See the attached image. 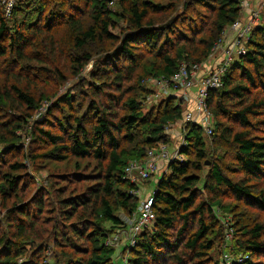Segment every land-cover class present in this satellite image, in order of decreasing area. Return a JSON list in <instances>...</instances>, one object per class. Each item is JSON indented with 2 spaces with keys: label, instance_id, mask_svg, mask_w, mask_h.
<instances>
[{
  "label": "trees",
  "instance_id": "16d2710c",
  "mask_svg": "<svg viewBox=\"0 0 264 264\" xmlns=\"http://www.w3.org/2000/svg\"><path fill=\"white\" fill-rule=\"evenodd\" d=\"M241 15L239 0H18L9 18L0 9V264H117L105 241L138 207L125 168L170 144L166 128L183 111L173 97L141 102L144 82L206 62ZM206 101L212 139L185 127L182 160L155 185L154 223L130 264H219V212L233 219L229 250L264 264V227L222 205L228 194L264 215V23ZM213 143L235 149L229 162L211 160Z\"/></svg>",
  "mask_w": 264,
  "mask_h": 264
},
{
  "label": "built area",
  "instance_id": "2783aa9c",
  "mask_svg": "<svg viewBox=\"0 0 264 264\" xmlns=\"http://www.w3.org/2000/svg\"><path fill=\"white\" fill-rule=\"evenodd\" d=\"M17 1L0 0V9L5 18L10 17ZM239 6L242 11L241 17L225 31L223 39L216 44L206 62L182 64L169 78H149L144 82L151 90L143 99L144 104L150 105L173 97L182 103L184 108L179 122L173 126L169 125L165 131L173 139V146L168 148V144L160 145L156 150L148 151L143 160L128 162L125 168V178L137 187L132 194L138 200V207L131 216H122L124 228L117 229L105 241V246L113 249V259L117 264H130L129 251L137 245L139 235L150 229L154 223L152 201L155 187L153 191L146 193L145 189L138 187V183L155 178L156 185L171 161L182 160L180 151L186 146L187 125L198 126L204 137L208 139L212 137L214 119L206 101L208 93L223 87V77L230 66L245 54V45L252 31L262 24L264 0H239ZM42 108L44 107H40L34 115V121L42 117L40 113ZM24 143L27 145V138L24 139ZM1 151L0 146V153ZM31 175L38 184L46 185L45 178L39 180L37 174ZM231 239L232 229L227 226L219 264H242L248 259V255L234 254L229 250Z\"/></svg>",
  "mask_w": 264,
  "mask_h": 264
},
{
  "label": "rangeland",
  "instance_id": "374dc122",
  "mask_svg": "<svg viewBox=\"0 0 264 264\" xmlns=\"http://www.w3.org/2000/svg\"><path fill=\"white\" fill-rule=\"evenodd\" d=\"M79 9H81V7H79ZM56 22H59V20H56ZM262 23H264V22L262 21ZM121 27H124V25H121ZM171 38L174 40V36H171ZM148 51H151L150 48H147L146 50H143L142 49L141 51H137L135 54H146ZM150 56L151 55L148 54V56H145L143 59H141V61L143 63H145L146 61H149ZM93 69H94V65H93V62L91 61L86 66V68L82 71V74L80 75V77L83 78V79H81V80H84V81H88L89 79L91 80L90 73L93 71ZM102 79H103V77L101 78V80ZM40 80H43V79H40ZM3 82H5V79L3 77H0V84L3 83ZM73 83H74L73 81H69L63 88H61L60 92L61 91H65L67 88H72L73 87ZM52 89H53V86L52 85H48V86H44L43 87V90L46 91V92H48V91H50ZM75 92H76V90L73 93L75 94ZM143 98L141 99V102H142ZM102 100H104V99L102 98ZM45 105L46 104H42V106L44 108H42L40 110V113H42L41 116H43L45 114V112H46ZM147 106H149V105H147ZM182 108H184V106ZM223 120L221 118H219V121L221 123H225L226 121L225 120L223 121ZM174 124H177V123H174ZM174 124H172V126ZM139 132H143V131L139 130ZM143 134H144V132H143ZM139 138L141 140L142 136L140 135ZM211 139H212V137L210 139L206 138L207 141H211ZM172 142H173V139L171 138V143L168 144V148H170V147L173 146ZM208 152H209L210 157L212 158L211 160L219 159V160H223L225 162H229L230 157L235 153V149H233V147L219 146L218 144L213 143V145L209 148ZM31 173L33 174L35 172L31 171ZM35 174H37V177L39 178V180H43L44 178H46V174L44 172L35 173ZM228 176L230 178L234 179V180H238V178H239L237 175H232L230 173L228 174ZM138 187L141 188V189H145V192L148 193V192L153 191V189L155 187V184L153 183V181L151 179H149L146 182H139L138 183ZM228 204H231V205H235L236 206L234 213L239 217V219H241L243 221V223L241 225H246V226H249V225L250 226L259 225V226L264 227V215L261 214L260 212L256 211L253 208H248L245 205V203H243V202H237L236 203L231 198V196H229L228 194H226V195L222 196V205L225 206V205H228ZM225 216H229V217L224 218V215H222V213L219 212V219L221 217V221L224 224V227L226 229V227L229 226V224H230L229 221L232 222L233 219L228 214H226ZM262 240L264 241V236H263ZM239 254H241V253H239Z\"/></svg>",
  "mask_w": 264,
  "mask_h": 264
},
{
  "label": "crops",
  "instance_id": "0c3cea01",
  "mask_svg": "<svg viewBox=\"0 0 264 264\" xmlns=\"http://www.w3.org/2000/svg\"><path fill=\"white\" fill-rule=\"evenodd\" d=\"M193 92H194V90H193L191 93H193ZM151 180H152L153 183L155 184V180H156V179L154 178V179H151Z\"/></svg>",
  "mask_w": 264,
  "mask_h": 264
}]
</instances>
